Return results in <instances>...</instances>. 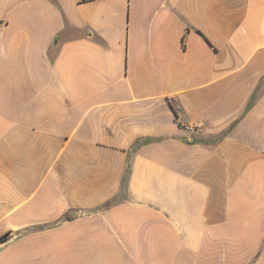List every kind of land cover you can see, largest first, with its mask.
<instances>
[{
    "label": "crops",
    "instance_id": "0c3cea01",
    "mask_svg": "<svg viewBox=\"0 0 264 264\" xmlns=\"http://www.w3.org/2000/svg\"><path fill=\"white\" fill-rule=\"evenodd\" d=\"M5 234L0 264H264V0H0Z\"/></svg>",
    "mask_w": 264,
    "mask_h": 264
},
{
    "label": "built area",
    "instance_id": "2783aa9c",
    "mask_svg": "<svg viewBox=\"0 0 264 264\" xmlns=\"http://www.w3.org/2000/svg\"><path fill=\"white\" fill-rule=\"evenodd\" d=\"M195 125H192V124H184V127L187 128V129H192ZM196 126H199V125H196Z\"/></svg>",
    "mask_w": 264,
    "mask_h": 264
},
{
    "label": "trees",
    "instance_id": "16d2710c",
    "mask_svg": "<svg viewBox=\"0 0 264 264\" xmlns=\"http://www.w3.org/2000/svg\"><path fill=\"white\" fill-rule=\"evenodd\" d=\"M7 236H8V234H5L4 236H2V237L0 238V241H4V240L7 238Z\"/></svg>",
    "mask_w": 264,
    "mask_h": 264
}]
</instances>
